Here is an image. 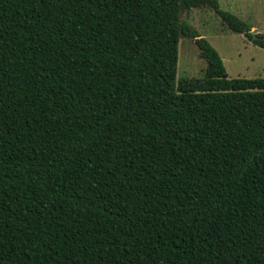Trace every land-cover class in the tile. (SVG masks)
I'll use <instances>...</instances> for the list:
<instances>
[{
    "label": "trees",
    "instance_id": "16d2710c",
    "mask_svg": "<svg viewBox=\"0 0 264 264\" xmlns=\"http://www.w3.org/2000/svg\"><path fill=\"white\" fill-rule=\"evenodd\" d=\"M199 6L264 48L218 0H0V264H264V78Z\"/></svg>",
    "mask_w": 264,
    "mask_h": 264
},
{
    "label": "rangeland",
    "instance_id": "374dc122",
    "mask_svg": "<svg viewBox=\"0 0 264 264\" xmlns=\"http://www.w3.org/2000/svg\"><path fill=\"white\" fill-rule=\"evenodd\" d=\"M218 1L222 9L248 22L252 33L264 34V0ZM181 17L216 48L229 77L264 78V48L254 44L244 33L233 31L212 8L194 7L183 11ZM207 65L195 40L181 36L178 77H204Z\"/></svg>",
    "mask_w": 264,
    "mask_h": 264
}]
</instances>
